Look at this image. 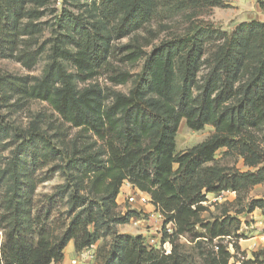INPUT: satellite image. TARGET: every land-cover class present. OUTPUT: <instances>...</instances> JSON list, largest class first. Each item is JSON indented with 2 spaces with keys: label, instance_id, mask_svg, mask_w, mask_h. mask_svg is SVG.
<instances>
[{
  "label": "trees",
  "instance_id": "16d2710c",
  "mask_svg": "<svg viewBox=\"0 0 264 264\" xmlns=\"http://www.w3.org/2000/svg\"><path fill=\"white\" fill-rule=\"evenodd\" d=\"M28 1L0 0V59L14 60L30 70L37 53L24 45L39 30L33 23L37 10ZM257 4L264 10V0ZM178 7L200 10L227 5L221 0H181ZM156 9L157 0H98L90 22L62 15L58 25L63 34L55 38L40 79L0 75V108L38 100L78 130L63 168L74 189L60 188L67 195L68 220L60 234L54 235L32 214L36 185L31 173L54 160L57 153L45 133L12 132L0 116V145L8 138L17 144L0 173L6 190L0 214V264H56L69 242L80 252L112 233L116 225L139 218L135 212L116 215V199L124 182L148 194L165 223H174L176 233H163L162 241L169 240L171 245L168 255L147 248L142 236L112 233L102 264H188L177 252L180 236H191L199 226L204 234H194L193 239H207L212 246L216 239H232L239 230L238 219L228 214L204 223L202 193L233 191L240 201L264 182V152L254 137L256 131L264 130V22L240 23L230 33L198 27L202 22L194 24L189 34L151 52L127 95L105 96L92 86L77 91L62 65L70 61L81 82L92 79L107 63L113 38L146 29ZM142 56L133 44L126 57L135 63ZM204 66L206 73L199 79ZM119 75L126 78L117 83L125 84L127 74ZM182 120L192 131L210 126L214 134L176 153ZM82 134L92 143L80 145ZM220 150L237 154L254 171L216 165ZM83 178L89 181L87 198L79 194L78 181ZM255 210L264 213V200H251L236 215ZM231 246L239 250L236 244ZM217 248L204 254V264H229L232 259L234 264H264V250L245 261L235 260L227 245Z\"/></svg>",
  "mask_w": 264,
  "mask_h": 264
},
{
  "label": "rangeland",
  "instance_id": "374dc122",
  "mask_svg": "<svg viewBox=\"0 0 264 264\" xmlns=\"http://www.w3.org/2000/svg\"><path fill=\"white\" fill-rule=\"evenodd\" d=\"M181 0H157V9L152 23L143 31L124 37L113 38L111 42V53L107 63L97 71V75L85 82L79 81L77 72L70 61H62V65L68 74H71L73 85L77 91H81L89 86L95 87L102 91L105 96L118 92L127 95L131 89V81L139 74L145 65V62L151 52L158 46L165 44L175 38L184 37L189 34L194 24L198 27H208L210 30H220L230 33L236 26L233 24L235 16L249 17L247 22L260 21L264 22V10L259 11L245 9L240 12L228 6L219 8V21H212L213 12L210 8L204 7L200 10L192 8H179L178 2ZM188 0H184L187 2ZM28 6L37 10L38 18L33 21L37 30H39L32 39L25 43V49L37 53V59L32 69L27 70L21 63L11 59H0V75L9 74L13 76H28L33 80L42 77L43 70L49 62L50 48L55 38L63 32L59 29L58 21L62 15L71 14L82 18L85 22H90L95 16V4L98 0H29ZM136 44L142 52V58L135 63L127 60L131 46ZM73 50V49H72ZM119 73L127 74V82L125 84L117 83L124 76ZM206 73L204 66L199 74V79ZM11 101L10 104L14 103ZM0 116L10 131H24V134L32 131H39L46 134L50 145L57 153V157L43 165L38 171L31 173L32 180L36 185V191L33 196L32 214L39 219L43 225H46L49 232L59 235L61 227L67 222V195L62 193L60 188L67 186L73 190L74 183L68 182L67 176L63 173L67 155L71 152V141L76 136L78 130L65 123L57 112H55L47 103L38 100L27 101L16 107L0 108ZM214 134V129L205 126L201 131H192L182 120L176 135V153H184L188 149L201 144ZM255 141L259 148L264 152V130L254 133ZM80 145L91 144L85 134H82ZM17 146L13 138L6 139L0 145V173L6 169L13 156L12 152ZM215 164L221 167H234L240 172H245L246 167L243 160L233 152L220 150L215 155ZM174 170L177 165L173 166ZM79 194L88 197L87 190L89 181L81 179L78 181ZM5 186L0 183V214L3 197L5 195ZM91 200V196L89 197ZM235 199L223 200L219 203H212L203 206L205 212L201 214V218L206 222H212L215 218L228 214L236 217L237 212L245 209L251 201L247 194L240 201ZM93 200V198H92ZM117 200V199H116ZM116 215L124 216L128 212H135L138 208L136 205H128L122 202V198L118 199ZM148 208V207H145ZM239 215V214H238ZM141 215H139V218ZM145 218L147 216H144ZM142 226H134L130 223L116 225L114 228L115 235L119 236H141V232H147L154 237V231L149 228L153 226L152 222L141 224ZM2 229H0V240L2 238ZM235 232L232 239L223 241L208 242L207 239H193L194 234H204V230L197 226L191 236L185 235L183 240L177 242V252L186 258L188 264H204V254L211 251L216 246H226L228 243L236 244L239 248L237 252L232 248L230 254L235 260H253L252 253L264 250V247L250 249L253 239L250 234L245 236L242 232ZM105 235L95 245L91 247L93 258L88 260V264H102L104 256L109 251L113 240V235ZM244 240L245 242H241ZM171 249V245H170ZM215 251V250H214ZM159 255L161 253L159 251ZM261 261V259H259ZM229 264H234V260H230ZM238 264V262H236Z\"/></svg>",
  "mask_w": 264,
  "mask_h": 264
},
{
  "label": "built area",
  "instance_id": "2783aa9c",
  "mask_svg": "<svg viewBox=\"0 0 264 264\" xmlns=\"http://www.w3.org/2000/svg\"><path fill=\"white\" fill-rule=\"evenodd\" d=\"M123 186L128 187L131 189L128 193L123 194L122 202H126L128 205H136L138 208L136 211L140 213V218H131L130 223L134 226H142L141 224L152 222L153 226L149 228L150 231H154V237L147 234V232H141V236L144 238V244L147 248L153 249L155 251H159L162 255L170 254V243L169 240L162 241L163 233L165 232L168 236H173L176 233V227L174 223L167 222L165 223V218L162 213L159 211L158 207L154 205L151 201V198L148 194L139 191L138 189L134 188L128 182H124ZM122 186V187H123ZM121 187V188H122ZM121 191V190H120ZM204 196V201L201 203L203 206L212 203H219L223 200H226L230 196L235 197V192L233 191H223L220 193L214 194H206L205 192L202 193ZM148 207L150 212H143V208ZM144 216H147L146 218ZM222 240H227L229 238H221ZM183 240V237H179V241ZM214 241H217L214 240ZM258 243L254 242L251 244L250 249L258 248ZM232 246L231 243L227 244V250H231ZM215 252L218 251L217 246L214 247ZM79 261L87 262L91 258H93V254L91 248L84 249L79 252ZM72 264H76L75 261Z\"/></svg>",
  "mask_w": 264,
  "mask_h": 264
},
{
  "label": "crops",
  "instance_id": "0c3cea01",
  "mask_svg": "<svg viewBox=\"0 0 264 264\" xmlns=\"http://www.w3.org/2000/svg\"><path fill=\"white\" fill-rule=\"evenodd\" d=\"M221 1L223 2V4L228 5L240 12L244 11L245 9L256 12L259 11L257 0H221ZM218 9L219 7L211 8L213 12V17H211L212 21L220 20L219 14L217 13ZM248 18L249 17L242 16L239 18L238 16H235L233 18V20L235 21L233 24L238 25L240 23L247 22ZM245 171L253 172L254 170L246 167ZM129 191H131V189H129L126 186H123L117 197L116 200L117 203H118V199L122 198L123 194L128 193ZM247 196L251 200H264V182L250 189ZM229 199L234 200L235 198L234 196H230ZM142 211L150 212L149 208H143ZM237 219L240 222V228L238 231L242 232L245 236L250 234L251 237L253 238L251 239L252 243L254 242L258 243L259 248L264 247V213L261 212L260 210H255L250 214L241 213L237 215ZM241 242L243 243L245 241L241 240ZM79 256L80 253L75 250L73 242H69L63 251V258L61 259V261H59L56 264H72L73 261H75L76 264H88V262L79 261Z\"/></svg>",
  "mask_w": 264,
  "mask_h": 264
}]
</instances>
